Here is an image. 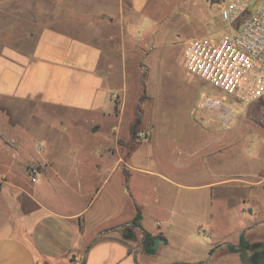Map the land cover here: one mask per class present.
I'll return each mask as SVG.
<instances>
[{"label": "crops", "instance_id": "1", "mask_svg": "<svg viewBox=\"0 0 264 264\" xmlns=\"http://www.w3.org/2000/svg\"><path fill=\"white\" fill-rule=\"evenodd\" d=\"M111 1L104 8H115L120 24L138 32L147 24L150 0H129L127 11ZM22 8H35L33 0H0V36H12ZM33 36L29 52L0 45V264H255L249 251L242 259L237 231L224 241L202 237L219 181L190 175L178 134L154 132L156 124L124 158L122 103L98 70L102 45L53 23ZM36 107L43 113L29 112ZM202 186L208 194L187 196ZM146 235L163 240L153 254L143 249Z\"/></svg>", "mask_w": 264, "mask_h": 264}, {"label": "rangeland", "instance_id": "2", "mask_svg": "<svg viewBox=\"0 0 264 264\" xmlns=\"http://www.w3.org/2000/svg\"><path fill=\"white\" fill-rule=\"evenodd\" d=\"M33 2V9H14L12 36H0V45L9 44L29 52L34 46L36 29L50 23L98 42L103 47L98 70L112 88L117 106L122 103L119 113L123 140L119 143L130 141L129 125L135 105L143 96L141 124L133 141L140 143L156 124L154 132L162 131L163 135L175 132L184 140V145L175 141L180 144L177 151L188 145L184 153L187 151L192 164L190 175L195 171V177L202 183L219 181L210 189L215 201L213 215L202 222L208 226L207 235L202 237L210 240L207 238L213 235L221 239L230 234L234 239L237 231L239 235L244 232L251 243H264V96L229 110L226 118L215 109L200 108L197 102L201 92L211 90L203 81L191 79L181 62L188 38L225 28L218 18L224 0H150L147 24L145 21L140 26V32L120 24L114 16L115 8H104L113 4L111 0ZM123 2L127 11L129 0ZM18 109L28 111L22 106ZM29 112L43 113L38 107ZM93 144L104 141L94 140ZM123 152L126 153L124 146ZM214 152L211 164L206 158L200 159L202 154ZM234 176L237 181L229 179ZM202 193L208 194L206 186L188 190L187 196ZM254 261L264 264V257H256Z\"/></svg>", "mask_w": 264, "mask_h": 264}, {"label": "built area", "instance_id": "3", "mask_svg": "<svg viewBox=\"0 0 264 264\" xmlns=\"http://www.w3.org/2000/svg\"><path fill=\"white\" fill-rule=\"evenodd\" d=\"M218 18L225 28L188 38L181 62L191 79L211 90L201 92L198 106L226 118L264 96V1L224 0Z\"/></svg>", "mask_w": 264, "mask_h": 264}, {"label": "trees", "instance_id": "4", "mask_svg": "<svg viewBox=\"0 0 264 264\" xmlns=\"http://www.w3.org/2000/svg\"><path fill=\"white\" fill-rule=\"evenodd\" d=\"M141 101H143V96H141L139 98V100L137 101L136 105H135V108H134V115H133V119L132 121L130 122V125H129V136H130V141L126 144H122L125 148H126V153L124 154V158L127 160V158L129 157V155L138 147L139 145V142H134L133 141V137H134V133L135 131L137 130V127L140 126L141 124ZM136 215L132 221V223L130 224L131 227H134V226H137L139 225V219H140V216H141V209L139 207L136 208ZM154 241V238L153 237H150L149 235H146L143 242H144V245H147V244H151L152 242ZM240 241H241V246L239 248V251L242 254V259L244 260H247V262H249V258H245V248L244 246L247 244V242L243 239V236L240 238Z\"/></svg>", "mask_w": 264, "mask_h": 264}, {"label": "flooded vegetation", "instance_id": "5", "mask_svg": "<svg viewBox=\"0 0 264 264\" xmlns=\"http://www.w3.org/2000/svg\"><path fill=\"white\" fill-rule=\"evenodd\" d=\"M243 236V239L247 242V244L244 246V250L245 251H249L250 252V258L252 257V259H251V261L253 262V263H255V261H253L254 260V258H256V257H259V256H262V257H264V243H260V245L259 246H257V244H255V243H251V242H249V241H247L246 240V235L244 234V232H242L240 235H239V240H238V247L240 248V246H241V241H240V238ZM251 244H254V245H251ZM257 247H259V248H261L262 250L260 251L259 250V248H257Z\"/></svg>", "mask_w": 264, "mask_h": 264}, {"label": "water", "instance_id": "6", "mask_svg": "<svg viewBox=\"0 0 264 264\" xmlns=\"http://www.w3.org/2000/svg\"><path fill=\"white\" fill-rule=\"evenodd\" d=\"M162 242L163 240L161 238H155L151 244L143 245V249L145 252L153 254Z\"/></svg>", "mask_w": 264, "mask_h": 264}]
</instances>
